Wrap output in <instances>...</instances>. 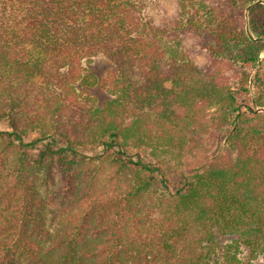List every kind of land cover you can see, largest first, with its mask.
Here are the masks:
<instances>
[{
    "label": "trees",
    "instance_id": "16d2710c",
    "mask_svg": "<svg viewBox=\"0 0 264 264\" xmlns=\"http://www.w3.org/2000/svg\"><path fill=\"white\" fill-rule=\"evenodd\" d=\"M161 1L0 0V264L264 254V0Z\"/></svg>",
    "mask_w": 264,
    "mask_h": 264
},
{
    "label": "rangeland",
    "instance_id": "374dc122",
    "mask_svg": "<svg viewBox=\"0 0 264 264\" xmlns=\"http://www.w3.org/2000/svg\"><path fill=\"white\" fill-rule=\"evenodd\" d=\"M163 4L164 7L168 8L169 12H171L174 8V6L168 0H162L161 5ZM151 13L156 17V19L160 18L159 15L160 12L155 8V6L152 7ZM198 39L199 38L193 32H188L185 35V41H184L185 47L195 50L194 45L197 44ZM200 39L202 40L200 46H198V48L200 49L196 53H193L192 57L196 58L199 64L205 65L208 62L206 57L207 55L206 45H209L210 43L213 42V36L207 32H202V37H200ZM83 65L85 68V74L93 75L97 79L98 83L97 85H93V86L85 85L78 87V90L82 95L81 98L84 102H87L89 105H91V103H94L96 106L102 107L105 102L113 98V96L109 92L101 88V81L106 76L108 69L111 67V63L105 57L98 56L95 57L91 62L84 61ZM230 72L231 69L227 68L225 74L228 76ZM88 98L90 99L88 100ZM0 129H8V123L5 121H1ZM38 136L39 134L37 132L32 133L26 138V140L32 141L37 139ZM212 145L213 144L210 142L208 144V149ZM212 151H213V146H212ZM86 153L92 154L93 152L88 151ZM210 153H211L210 151L197 152L195 157H191L188 160V163L192 165L198 164V162L205 160V158H207V156ZM230 241H231L230 239L225 238L222 240V244H225ZM247 256H248V252L247 250L244 249L242 257L246 259L248 258ZM255 262L257 264H264V254L260 255Z\"/></svg>",
    "mask_w": 264,
    "mask_h": 264
}]
</instances>
